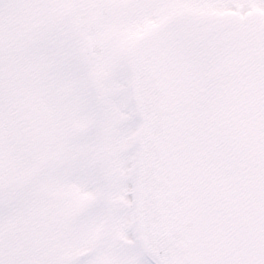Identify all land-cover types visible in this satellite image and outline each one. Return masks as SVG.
Segmentation results:
<instances>
[{"label":"snow or ice","instance_id":"snow-or-ice-1","mask_svg":"<svg viewBox=\"0 0 264 264\" xmlns=\"http://www.w3.org/2000/svg\"><path fill=\"white\" fill-rule=\"evenodd\" d=\"M0 264H264V0H0Z\"/></svg>","mask_w":264,"mask_h":264}]
</instances>
